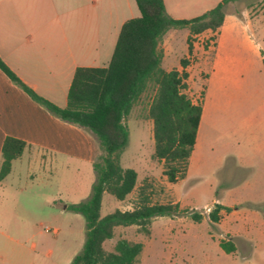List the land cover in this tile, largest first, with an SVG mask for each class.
<instances>
[{"label": "rangeland", "instance_id": "1", "mask_svg": "<svg viewBox=\"0 0 264 264\" xmlns=\"http://www.w3.org/2000/svg\"><path fill=\"white\" fill-rule=\"evenodd\" d=\"M96 1L94 20L87 22L81 12L80 24L101 26L95 32L97 37L102 36L100 44L97 37L92 38L91 30L90 43H97L93 52L95 65L103 66L116 43L117 20L131 18L133 11L139 16L140 10L135 0ZM220 1L164 0L167 13L182 19L200 16ZM225 11L227 48L258 68L255 75L247 76L254 78H250L253 84L248 88L254 98L251 103L235 100L233 108L231 98L217 94L214 86L186 176L170 182L164 174V163L153 157V122L145 115L148 96L142 97L127 119L130 141L121 164L137 172V188L124 201L104 193L101 217L117 209H132L145 182L151 203L178 202L181 208L189 209L177 215L154 217L149 235L138 225L115 229L105 248L112 250L120 238L140 241L144 249L137 264H264V110H258V105L264 106V0L233 1ZM189 35L190 30L182 28L164 36L160 43L165 51L162 65L168 70L181 67L183 72L186 70L181 60L186 58L194 75L191 83L195 84L198 76L205 82L218 32L208 30L193 35L191 51ZM82 36L89 38L84 31ZM187 78V93L195 101L200 100L203 90H191ZM222 104H229V108H222ZM91 134L96 140V152L90 160L82 153L79 157L66 153L42 155L43 151L39 153L33 146L13 162L12 172L0 183V264H71L83 249L86 220L69 206L88 200L97 181L94 163L102 150L97 137ZM216 203L230 208L220 211L218 222L209 217ZM193 211L202 214L200 222L193 219ZM223 240H231L235 250L226 252L220 245Z\"/></svg>", "mask_w": 264, "mask_h": 264}, {"label": "trees", "instance_id": "2", "mask_svg": "<svg viewBox=\"0 0 264 264\" xmlns=\"http://www.w3.org/2000/svg\"><path fill=\"white\" fill-rule=\"evenodd\" d=\"M135 1L140 15L122 25L111 60L105 66L76 68L65 107L39 94L0 56V68L13 82L55 116L91 131L102 150L100 159L94 163L97 181L92 196L69 206L85 217L87 225L83 249L71 264H137L144 249L142 242L120 238L112 250L105 248V242L114 237L115 229L138 225L149 235L154 217L189 211L181 208L178 202L151 203L145 182L132 209H117L101 217L104 193L124 201L137 188L138 174L122 166L121 156L130 141L127 119L144 96L149 98L145 115L153 122V157L164 163V174L170 182L186 176L203 115L204 90L198 101L187 93L188 73L163 67L164 51L160 43L170 30L188 28L191 51L192 36L208 30L218 32L226 19L225 6L237 0H221L214 8L191 19L170 16L164 0ZM181 64L186 68L189 60L183 58ZM27 148L31 149L32 145L25 140L13 136L5 138L0 182L11 173L13 161ZM222 209L230 208L215 204L209 213L212 221L220 220ZM192 216L197 222L202 220L198 211H193ZM220 245L228 253L236 248L231 240H223Z\"/></svg>", "mask_w": 264, "mask_h": 264}, {"label": "crops", "instance_id": "3", "mask_svg": "<svg viewBox=\"0 0 264 264\" xmlns=\"http://www.w3.org/2000/svg\"><path fill=\"white\" fill-rule=\"evenodd\" d=\"M97 6L96 0H0V56L39 94L65 107L76 68L96 66L93 52L102 36L97 32L100 34L97 37L95 32L101 26L96 28L95 24H80V17L82 12L83 19L86 17L87 22L93 21L94 8ZM129 7L133 10L132 4ZM131 16L136 17L134 11ZM128 19L130 18L124 17L117 20V39L122 25ZM226 19L218 30L217 46L205 82L198 76V80L192 84L194 75L189 66L185 68L191 73L187 78L190 89L194 92L204 90L203 115L197 140L204 118L209 112L208 104L214 86L217 94L219 92L231 98L233 108L235 100L244 99L246 101L241 103H251L249 101L254 98L252 94H248L251 79L254 78L251 76L248 79L247 76L255 75L258 68L252 61L243 62V58L234 53L235 50L232 52L227 48L224 42ZM90 30L92 38L97 37L95 44L94 40L90 43ZM83 31L89 38L82 36ZM260 79L262 80V76ZM229 88L232 91L230 89L229 92ZM258 92L256 89V93ZM246 105L252 111L251 106ZM222 108L228 109L229 104H222ZM258 110H264V106L258 105ZM7 136L27 141L32 149L35 146L39 153L43 151L42 155H46V152L52 155L66 153L79 157L82 153L90 160L96 152V140L91 132L55 116L33 100L0 68V166L3 160L2 147Z\"/></svg>", "mask_w": 264, "mask_h": 264}, {"label": "built area", "instance_id": "4", "mask_svg": "<svg viewBox=\"0 0 264 264\" xmlns=\"http://www.w3.org/2000/svg\"><path fill=\"white\" fill-rule=\"evenodd\" d=\"M55 232H57V230H55Z\"/></svg>", "mask_w": 264, "mask_h": 264}]
</instances>
